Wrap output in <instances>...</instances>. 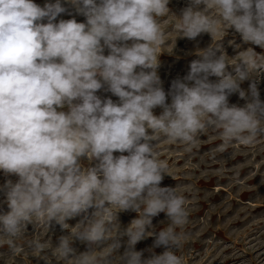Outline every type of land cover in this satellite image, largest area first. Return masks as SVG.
I'll use <instances>...</instances> for the list:
<instances>
[{
  "label": "clouds",
  "instance_id": "9594fccd",
  "mask_svg": "<svg viewBox=\"0 0 264 264\" xmlns=\"http://www.w3.org/2000/svg\"><path fill=\"white\" fill-rule=\"evenodd\" d=\"M68 2L86 23L55 22L66 11L60 0L43 7L33 0H0V170L19 177L5 184L10 211L0 215V246L13 256L50 250L62 264H182L175 249L184 238L177 228L188 218L185 198L160 186L167 165L153 141L163 133L194 144L213 128L225 144L254 143L264 135L256 84L243 107L230 106L228 97L239 92L245 98L240 83L264 71V55L248 48L229 63L218 49L201 50L202 58L166 93L156 69L157 49L165 43L159 18L170 14L169 0ZM177 17V36L211 35L219 23L264 49V0H191ZM210 76L219 79L210 82ZM105 85L118 103L96 95ZM65 106L67 112L58 111ZM157 107L163 109L159 116L153 114ZM82 157L98 164L84 168ZM129 210L137 218L122 227L118 213ZM160 213L167 227L148 231ZM81 214L74 227L66 223ZM52 221L69 229L55 247L40 233H48ZM28 224L39 229L31 239L25 237ZM148 236H154L153 247L166 250L142 259L135 245ZM74 240L87 250L77 254ZM43 259L51 264L47 255Z\"/></svg>",
  "mask_w": 264,
  "mask_h": 264
},
{
  "label": "rangeland",
  "instance_id": "374dc122",
  "mask_svg": "<svg viewBox=\"0 0 264 264\" xmlns=\"http://www.w3.org/2000/svg\"><path fill=\"white\" fill-rule=\"evenodd\" d=\"M43 7L56 0H33ZM66 9L55 22L61 19H75L79 23H86V17L78 14L75 7L68 0H60ZM99 2V0H97ZM191 0H169L170 14L160 17L162 30L165 32V43L158 48L157 74L162 87L167 93L171 82L182 78L190 70V64L202 57L198 52L209 47L222 51L229 58V63H235L239 52L252 48L259 55H264V49L243 41L241 35L227 25L217 24L219 31L201 33L194 40L177 36L175 26L179 23L181 10L190 4ZM204 5L199 9L203 10ZM177 16H175V15ZM212 14V13H210ZM42 22H47L46 20ZM228 28V29H227ZM222 36V37H221ZM105 55L108 50L105 48ZM226 70L233 71L228 65ZM137 71H140L137 68ZM149 71V69H145ZM219 78L210 76V82ZM255 83L259 92V99L264 102V71L253 73L249 79L240 83V89L245 92V98L239 92L228 97L229 105L243 107L251 100L250 85ZM105 85L96 95L102 100L112 99L118 103L119 98L107 91ZM167 103L171 98H167ZM58 111L67 112V106ZM163 109H153V114L159 116ZM154 150L160 161L167 165L161 187H173L176 192L185 198V208L188 213L187 222L177 228L183 234L181 247L175 249L176 255L182 264H264V135L258 136L254 143L245 145L233 141L225 144L220 131L208 128L198 134L194 144H185L173 141L163 133L153 141ZM127 155V153L114 152V156ZM84 168L95 167L98 161L80 158ZM102 178V177H101ZM19 177L15 174H5L0 170V215L10 211L5 195L7 181L16 183ZM94 209H89L91 215ZM77 216L66 221L74 227L82 218ZM133 211L118 213V220L122 227H126L131 220L137 218ZM165 213H160L152 219L153 227L148 231L158 233L167 227ZM66 227H68L66 225ZM39 229L33 224L26 226V239L38 234ZM41 238L50 240L55 247L59 238L69 234V229H63L52 221L48 233L40 229ZM127 237L121 238L122 254L126 246ZM154 236H148L135 245L136 251H142V259H148L153 254H162L166 249L153 247ZM72 247L77 254L85 252L87 245L74 240ZM47 255L51 264H62L51 255V251L41 253L40 256L29 254L11 255L7 245L0 246V264H48L43 257Z\"/></svg>",
  "mask_w": 264,
  "mask_h": 264
}]
</instances>
